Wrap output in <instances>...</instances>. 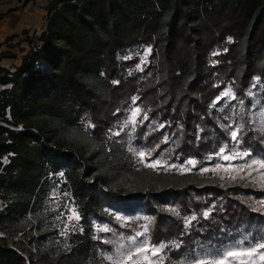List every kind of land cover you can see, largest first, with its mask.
<instances>
[{"label":"trees","instance_id":"trees-1","mask_svg":"<svg viewBox=\"0 0 264 264\" xmlns=\"http://www.w3.org/2000/svg\"><path fill=\"white\" fill-rule=\"evenodd\" d=\"M46 11L38 35L22 33L29 49L20 65H0V226L41 204L63 173L83 229L69 236L64 264L92 259L89 217L109 219L108 209L152 216V243L182 241L168 251L173 259L197 244L221 248L243 234L264 237V214L252 210L264 193L197 171L137 165L109 134L120 107L139 97L146 123L164 125L147 138L158 150L168 136L175 158L204 161L229 144L212 104L226 85L247 100L252 81L264 82V0H50ZM140 44L152 49L149 63L129 73L132 62L120 58ZM245 121L244 146L264 152ZM168 204L198 221L186 232L163 209ZM0 264L37 263L3 244Z\"/></svg>","mask_w":264,"mask_h":264},{"label":"rangeland","instance_id":"rangeland-1","mask_svg":"<svg viewBox=\"0 0 264 264\" xmlns=\"http://www.w3.org/2000/svg\"><path fill=\"white\" fill-rule=\"evenodd\" d=\"M37 7H42V4H39ZM31 34L32 31L29 30V35ZM23 39H25V36H23L20 39L17 38L13 39L12 42L15 44H8L6 40V45L1 49L0 55L3 53H10V55H13L14 58H4L2 62L3 65L9 68L14 67L15 65H20L21 59L29 49V45ZM21 41H23L24 43H21ZM148 48L150 47L144 46L142 44L135 45L129 50H127L125 54L120 58L124 61L132 62V64L128 66L129 73L141 74L145 70L146 66L149 63V56L147 63L142 64L141 59ZM217 52L218 49L215 48L212 51V54L214 55V53ZM125 57H130V58L125 59ZM137 65H140V68H138ZM141 68L143 70H140ZM253 85H255V87ZM229 87H230L229 85H226V87L222 90V92ZM1 88L2 87L0 86V89ZM249 90H251V92L253 93L252 96L248 95ZM247 97H248L247 100H243L244 111L242 113L240 111L239 99L229 101L228 98H223L219 100L216 103L215 107L213 108H215L217 111L221 113L222 120L224 121L225 125L230 124L232 125L233 128H235L238 124L245 125L243 121L247 119L249 127L252 130H254L257 133V135L260 136L261 145L262 147H264V131H261V129L264 128V82H260L256 79L253 80L251 86L247 90ZM132 99H130L129 103H126L125 105L120 107L119 109L120 112L117 115L115 123L112 129L109 131L110 137L121 142V144L127 150L131 146L135 148L136 151H145V152L151 151L153 153L152 157L149 158L147 162H151L152 160L155 159H164L167 160L169 164H176L177 166L184 165L188 159L179 160L178 158H175L171 154L172 145H171L170 137L167 143L164 142V138L161 139L160 143L166 144L165 148H163L162 150H158L159 144H154L152 146L150 145V143L147 142L148 136L153 135L155 131H159L161 128L159 127V125L152 122H150L149 124L146 123V121H144L142 124L139 123V121L143 119L142 115H141L142 117L140 116L137 118L135 132H132L131 125H128V127L124 128L123 131H121V126L129 117L131 109L134 107H139L137 101L135 105L132 104ZM253 104H255V106H253ZM225 117L228 118L225 119ZM243 131H244V127H243ZM114 132H120V135H113ZM242 133H241V137H242ZM232 143L233 142L230 139L229 145L231 146ZM239 149L247 150V148L243 144V141L239 145ZM130 153L135 158V163L137 165L144 166V164H141L139 162L135 152H130ZM250 153L251 155L246 158L247 160H251L253 158L264 159V152L254 154L253 151H250ZM211 156H213V159L211 160L208 159L209 156L204 161L197 160L200 163H198L196 167L192 168L191 171H197L198 173H201L200 172L201 168L203 167L212 168L217 163H221L227 166L228 162L223 161L218 157H216L215 153ZM231 163L236 165V164L244 163V161L235 160L232 161ZM153 170L166 171L163 168H156ZM167 171L180 172L176 168ZM204 174L213 175L219 180H221L218 175H214L211 172ZM253 175L255 176L256 174L254 173ZM221 181L229 182V183L243 182L246 185L252 186L255 190L264 193V189H261L257 185L252 183L251 177H248L246 179L237 178L235 181H232L230 179H225ZM56 182H57L56 184L50 182V184L52 185L48 187L46 193L43 196V200L41 204H38L35 207H33V209L28 211L24 217L14 216L12 218L5 219L3 221V223L0 226V245L5 244L10 247H15L25 257L31 256L33 258V261H35L37 264H41V263L64 264L65 261L64 260L62 261L63 259L62 257L64 256V253L67 251L69 236L71 235L72 232L80 231L81 224H80V220L78 222H73L75 223V228L73 229L70 227L66 235H61V233L64 231L65 223H67V216L71 214L70 208L74 207V204H73V200L69 195V192L62 184L63 178L61 173L58 176H56ZM261 199H264V197H261L258 200ZM258 200L253 201V205H255V207H258V205L256 204V201ZM163 209L165 210L166 213H168V215L170 214L175 217L181 218L184 224V219H183L184 217H182L181 215L177 216L173 214L171 211H169L170 209L178 210L177 206L168 204L165 205ZM3 210H4V205H2V203L0 202V211ZM203 212L204 211L201 212L200 214L201 216ZM262 212H264V210H262ZM3 214L5 215V213ZM108 214L110 215V218L106 220H99L93 216L89 217L90 225H91L90 233L92 235L94 243H93L92 259L86 264H92V261H95V263H100V264H110V262L105 260L104 257L107 255L115 256L116 249L120 243L125 244V248L127 249L129 247L127 238L133 236L137 231H142L141 225L145 223V221L142 218L145 216L152 217L143 211H137L136 213H127L123 210H118V209H108ZM58 216L60 217V219H57ZM116 216H120L122 219L117 220ZM98 224L108 225L111 229H113V231L97 232L95 226ZM152 228H153V223L152 225H150V233H149L150 238H151ZM245 235L247 234H243L238 240L242 239V237ZM140 239H143V237H141ZM106 241H112V243H107ZM232 243H229L223 247H227ZM245 244H247V241H245ZM200 245L202 244H197L192 251L185 253L182 257L178 259H173L172 257H170V254L167 251L168 261L176 262L185 257H187L188 259H192L195 257L196 253L201 251ZM204 246L209 248L210 250L216 248L208 245H204Z\"/></svg>","mask_w":264,"mask_h":264},{"label":"snow or ice","instance_id":"snow-or-ice-1","mask_svg":"<svg viewBox=\"0 0 264 264\" xmlns=\"http://www.w3.org/2000/svg\"><path fill=\"white\" fill-rule=\"evenodd\" d=\"M152 49L148 48L145 51L144 56L141 59V63L148 62V56L151 54ZM218 53H214L216 55ZM130 57H125L129 59ZM140 68V65H137ZM140 70H143L142 68ZM255 87V85H253ZM249 96L253 93L251 90L248 92ZM228 98L229 101L237 100L236 94L233 92L231 87L224 90L220 96L213 101L212 107H215L216 103L223 99ZM139 97H134L132 99V104L135 105ZM240 111H244V101L239 100ZM255 106V104H253ZM142 109L140 107H134L130 111V115L124 124L121 126V131L128 125L132 126V132L136 131L137 118L141 116ZM228 117H225L227 119ZM148 120L147 112H143V119L139 123H143ZM160 128L164 125L160 124ZM225 131L228 132L231 141L233 142L230 146L228 143H224L220 146L219 150L215 153V156L219 159L228 162L227 166L221 163H217L214 167L208 168L203 167L200 169L201 174L211 172L214 175H218L221 180L230 179L235 181L237 178L246 179L248 177L252 178V183L257 185L259 188L264 189V159L253 158L247 160L246 158L251 155L248 150H240L239 145L242 142L241 133L243 131V124H238L235 128L232 125H223ZM203 131V129H200ZM264 131V128L261 129ZM113 135H120V132H114ZM199 134L197 139H199ZM169 140L168 136L164 137V142L167 143ZM130 152H135L138 160L145 167L156 169L163 168L164 170H171L176 168L180 172L191 171L192 168L196 167L199 161L195 159H188L184 165L177 166L176 164H169L167 160L155 159L151 162H147L149 158L152 157V152L136 151L135 148L129 147ZM209 160L213 159V156L208 157ZM242 160L244 163L232 164V161ZM7 159L5 158V163ZM256 174L255 176L253 174ZM243 174V175H241ZM63 175V173H61ZM67 195V194H65ZM258 207H254L252 210L254 212H262L264 210V199L256 201ZM214 207V206H213ZM107 211V210H106ZM173 214L179 216L180 213L177 209H170ZM212 212V208L204 211L202 216L204 219H208ZM70 215L67 216V223H65L64 231L61 235H66L69 228H75V223L80 220V214L74 207L70 208ZM264 214V212H262ZM57 219H60L58 216ZM117 220H121L120 216H116ZM145 223L141 225L142 231H137L133 236L128 237L129 247L126 249L125 244L120 243L116 249V255H107L104 257L105 260L110 262V264H264V237L260 239L251 238L250 235H245L242 239L233 242L231 245L222 248L209 249L204 245H200L201 251L196 253L195 257L188 259L187 257L180 259L176 262L168 261L167 251L171 249H179L182 246V241H168V242H158L153 244L150 238V225L153 223L152 217L145 216L142 218ZM184 228L185 231L192 226L193 221H198L197 215L193 214L188 217H184ZM97 232H110L113 231L108 225H96ZM83 229H81L82 231ZM143 237V239H140ZM97 238V237H94ZM247 241V244H245ZM107 243H112V241H106Z\"/></svg>","mask_w":264,"mask_h":264},{"label":"crops","instance_id":"crops-1","mask_svg":"<svg viewBox=\"0 0 264 264\" xmlns=\"http://www.w3.org/2000/svg\"><path fill=\"white\" fill-rule=\"evenodd\" d=\"M49 1L0 0V52L6 45V40L8 44H15L13 40L9 41V38L20 39L25 36L23 32H27L28 36L38 35L44 29L47 19L46 7ZM39 4H42V7H37ZM29 30L32 31L31 35H29ZM23 40L26 42L25 39ZM21 43L24 42L21 41ZM2 62L3 59L0 65L6 67Z\"/></svg>","mask_w":264,"mask_h":264},{"label":"built area","instance_id":"built-area-1","mask_svg":"<svg viewBox=\"0 0 264 264\" xmlns=\"http://www.w3.org/2000/svg\"><path fill=\"white\" fill-rule=\"evenodd\" d=\"M22 1H26V0H22ZM35 1H39V0H35ZM45 69L48 68V66L46 64L43 65Z\"/></svg>","mask_w":264,"mask_h":264}]
</instances>
